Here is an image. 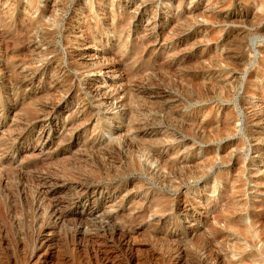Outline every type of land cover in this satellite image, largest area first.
<instances>
[{"label": "rangeland", "instance_id": "1", "mask_svg": "<svg viewBox=\"0 0 264 264\" xmlns=\"http://www.w3.org/2000/svg\"><path fill=\"white\" fill-rule=\"evenodd\" d=\"M104 262L264 264V0H0V264Z\"/></svg>", "mask_w": 264, "mask_h": 264}, {"label": "bare ground", "instance_id": "2", "mask_svg": "<svg viewBox=\"0 0 264 264\" xmlns=\"http://www.w3.org/2000/svg\"><path fill=\"white\" fill-rule=\"evenodd\" d=\"M206 169H207V166H204ZM203 169L202 171H201V174L202 175H206L207 174V171H206V169ZM220 179L219 178H217V181L216 182H218L219 183V186L221 187H229V180L228 179H225V180H223L222 182H220L219 181ZM183 200V199H182ZM200 207V206H199ZM197 219L198 220H200V221H202L201 220V218H200V216H198L197 217ZM240 221H241V223L243 224V228H244V231H246V232H249L252 236H256V231L253 229V226L252 225H250V224H247V223H245V220L243 219V217H240ZM206 222V221H205ZM204 224V223H203ZM102 228V227H101ZM106 228V227H105ZM199 228L200 227H198L197 228V230H199ZM120 229V228H119ZM118 229V230H119ZM122 230V229H121ZM125 230V229H124ZM123 230V231H124ZM100 231V230H99ZM103 231V230H102ZM109 231H110V229H109ZM107 232V231H106ZM105 232V233H106ZM112 232V231H111ZM120 232V231H119ZM127 232V231H126ZM131 232V231H130ZM104 233V232H103ZM110 233V232H109ZM117 233V232H116ZM125 233V232H124ZM98 234V233H97ZM113 234V233H112ZM121 234V233H120ZM125 234H127V233H125ZM130 234V233H129ZM106 235H107V233H106ZM101 236H103V234L101 235ZM112 236V235H111ZM98 237H99V234H98ZM104 237V236H103ZM108 237V236H107ZM115 237H116V235H115ZM118 237V236H117ZM122 237V236H121ZM106 238V237H105ZM111 238V237H110ZM109 238V239H110ZM118 238H120V237H118ZM129 238V237H128ZM46 239V238H45ZM108 239V240H109ZM113 239V238H112ZM126 239V238H125ZM130 239V238H129ZM103 240V239H102ZM105 240V239H104ZM108 240H105V241H108ZM114 240V239H113ZM123 240V239H122ZM128 240V239H127ZM125 242H126V240H124ZM124 241H122V242H124ZM120 242V241H119ZM94 243V242H93ZM97 243V242H96ZM111 243H112V240H111ZM126 243H128V241L126 242ZM122 244V243H121ZM120 244V245H121ZM95 248V247H94ZM98 249H100V248H98ZM97 251V250H96ZM130 251V250H129ZM119 252V251H118ZM103 255V254H102ZM100 256V255H99ZM96 257H98V256H96ZM103 257V256H102ZM105 257H106V255H105ZM100 258V257H99ZM117 258V257H116ZM104 259H106V258H104ZM99 261H100V259H98ZM107 260V259H106ZM103 264H106L105 262L103 263Z\"/></svg>", "mask_w": 264, "mask_h": 264}]
</instances>
